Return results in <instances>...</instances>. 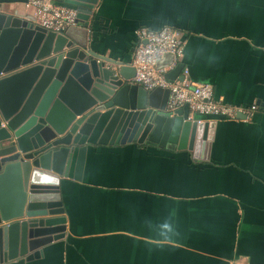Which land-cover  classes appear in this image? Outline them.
<instances>
[{
	"label": "crops",
	"instance_id": "crops-1",
	"mask_svg": "<svg viewBox=\"0 0 264 264\" xmlns=\"http://www.w3.org/2000/svg\"><path fill=\"white\" fill-rule=\"evenodd\" d=\"M13 7L37 22L34 8ZM164 27L184 37L188 81L257 112L199 116L216 123L208 161L147 145L89 147L79 180L61 185L64 239L29 264H264V0H99L89 48L130 65L136 31Z\"/></svg>",
	"mask_w": 264,
	"mask_h": 264
},
{
	"label": "water",
	"instance_id": "water-1",
	"mask_svg": "<svg viewBox=\"0 0 264 264\" xmlns=\"http://www.w3.org/2000/svg\"><path fill=\"white\" fill-rule=\"evenodd\" d=\"M51 2L75 10L77 26L49 31L16 15L26 0H0V264L40 260L64 239L61 185L79 180L89 147L147 145L208 161L215 135L216 123L189 119L188 105L168 113L170 90L148 92L132 83L131 65L90 50L99 0ZM184 71L179 63L166 79L183 82Z\"/></svg>",
	"mask_w": 264,
	"mask_h": 264
},
{
	"label": "built area",
	"instance_id": "built-area-1",
	"mask_svg": "<svg viewBox=\"0 0 264 264\" xmlns=\"http://www.w3.org/2000/svg\"><path fill=\"white\" fill-rule=\"evenodd\" d=\"M26 6L37 11L35 24L53 31L63 33L70 27L77 26V12L52 4L51 0H26ZM137 45L131 61V67L136 70L132 83L144 88L148 92L156 88L170 90V97L166 107L168 113L175 112L185 105L189 106L192 120H200L199 116L220 118L237 121L240 116L244 121H251L258 110L257 105L238 107L226 104L215 97L213 87L208 84H196L187 80L185 70L184 81L171 83L166 74L173 70L184 55L185 40L182 33L173 28L164 27L158 31L141 28L136 31ZM166 55H172L173 62L169 67L157 69L156 65Z\"/></svg>",
	"mask_w": 264,
	"mask_h": 264
}]
</instances>
